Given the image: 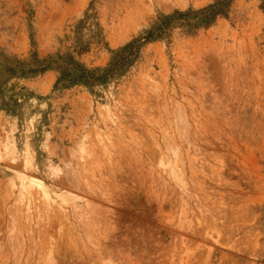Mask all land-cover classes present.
<instances>
[{"label":"rangeland","instance_id":"1","mask_svg":"<svg viewBox=\"0 0 264 264\" xmlns=\"http://www.w3.org/2000/svg\"><path fill=\"white\" fill-rule=\"evenodd\" d=\"M50 255L264 264L262 0H0V264Z\"/></svg>","mask_w":264,"mask_h":264},{"label":"trees","instance_id":"2","mask_svg":"<svg viewBox=\"0 0 264 264\" xmlns=\"http://www.w3.org/2000/svg\"><path fill=\"white\" fill-rule=\"evenodd\" d=\"M263 1V4H264V0ZM198 14H204V23H209V20H215L216 17L220 16V15H223V12L221 10H215V11H211L209 12L208 10H205V11H202L200 13H195V15H198ZM192 14L191 13H186V14H183V13H177V15L171 17V18H166V19H163L162 20V23L159 27H157L153 32H150L146 37L142 38L141 40L139 41H135L133 43H131L129 46H127L125 48V50H129V52L131 53V55H135L138 51H139V48L147 43H150L152 41H155L157 40L158 38H160L162 35H164L166 33V31L171 28L172 26H174L176 22L178 21H182L183 19H187L189 16H191ZM182 24V23H180ZM121 61H115V69L117 67H119V63ZM46 69L43 68L41 70V72H44ZM102 78H99L97 79V81H102L101 80Z\"/></svg>","mask_w":264,"mask_h":264},{"label":"bare ground","instance_id":"3","mask_svg":"<svg viewBox=\"0 0 264 264\" xmlns=\"http://www.w3.org/2000/svg\"><path fill=\"white\" fill-rule=\"evenodd\" d=\"M168 145H169V143H168ZM174 162H176V161H174ZM176 175H177V174H176ZM176 177H177V176H176ZM254 229H255V228H254ZM255 245H256V247H257V244H256V243H255ZM256 247H255V248H256ZM213 252H214V251H213ZM50 254H51V253H50ZM53 258H54V257H53ZM47 259H48V261H49V262L47 261L48 264H55L54 261H51V260H52L51 255H50V257L47 256ZM47 259H46V260H47ZM50 261H51V262H50Z\"/></svg>","mask_w":264,"mask_h":264}]
</instances>
